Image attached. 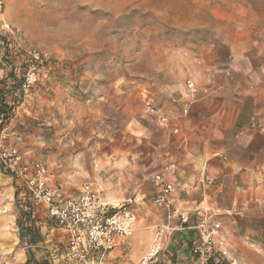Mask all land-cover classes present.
Returning <instances> with one entry per match:
<instances>
[{"label": "crops", "instance_id": "obj_1", "mask_svg": "<svg viewBox=\"0 0 264 264\" xmlns=\"http://www.w3.org/2000/svg\"><path fill=\"white\" fill-rule=\"evenodd\" d=\"M262 22L261 32L246 34L247 48L231 42L189 52L184 79L178 82L156 88L111 83L113 96L88 100L87 111L71 120L69 130L61 129L62 136L72 137V174L93 176L106 203L135 208L124 259L139 263L150 235L160 228L165 230L164 259L194 264L189 245L196 233L181 227L178 219L169 221L168 212L154 204L163 184L173 186V206L190 214L191 224L198 209L218 214L229 227L245 221L251 232H261L264 247V18ZM189 80L198 87L190 105ZM144 104L159 108L169 122L144 111ZM110 111L117 117L111 118ZM64 165L60 161V179ZM48 181L51 185L50 173ZM69 197L63 190V199ZM30 210L34 221L22 230L17 215L2 218L0 255L10 256L9 264H55L58 257L51 252L58 242L43 240L47 226L35 221L37 210ZM227 236L230 245L234 239ZM240 240L247 238L240 234Z\"/></svg>", "mask_w": 264, "mask_h": 264}, {"label": "rangeland", "instance_id": "obj_2", "mask_svg": "<svg viewBox=\"0 0 264 264\" xmlns=\"http://www.w3.org/2000/svg\"><path fill=\"white\" fill-rule=\"evenodd\" d=\"M1 1L0 92L5 93L4 99L9 103L12 100L10 67L4 59L2 38L15 49L46 56L52 68L39 66L40 82L30 92L22 91L5 125L1 126L0 120V225L3 217L17 215V226L21 227L18 221L28 205L26 210L38 211L35 221L47 226L43 240L58 242L51 252L58 257L55 264H134L132 259L123 258L129 255L126 239L132 227L113 250L89 254L82 249L71 250L68 233L50 220L41 202L26 197L21 207L17 196V185L21 183L7 170L2 158L5 155L10 160L16 152L24 163L45 164L51 185H62L69 198L80 195L86 185L97 190L93 176L85 172L72 174L71 160L76 155L70 148L72 137L62 136L61 129L69 130L71 120L87 111L88 100L113 96V82L124 80L146 88L165 86L184 79L183 60L189 52L231 42L247 48L246 34L259 33L263 28L264 0ZM32 65L38 66L32 62L28 67ZM77 101L84 105L78 107ZM143 110L148 112L145 104ZM110 114L111 118L117 117L112 111ZM60 161L65 162L63 179L57 174ZM25 194L19 198L24 199ZM128 207L136 218L135 208L132 204ZM222 223L226 236L231 233L234 239L231 250L240 264H264L261 232H251L245 221L230 227ZM258 228L260 231L261 225ZM240 234L247 241L242 242ZM151 239L150 235L146 253ZM4 255H0V264H9L10 256Z\"/></svg>", "mask_w": 264, "mask_h": 264}, {"label": "built area", "instance_id": "obj_3", "mask_svg": "<svg viewBox=\"0 0 264 264\" xmlns=\"http://www.w3.org/2000/svg\"><path fill=\"white\" fill-rule=\"evenodd\" d=\"M4 4L0 0V17ZM22 51V50H21ZM35 62L45 63L50 60L39 52L28 53ZM39 66L32 65L23 75L22 91L30 92L41 80ZM189 92V105L198 94V87L192 80L186 83ZM150 114L160 115V121L167 124L169 118L161 110L148 106ZM188 112V111H185ZM10 160L2 158L7 170L21 183L30 195L41 202L51 219L64 229L70 238V247L74 252L89 254L93 251H110L117 247L118 240L125 238L131 231L134 214L128 204L112 206L102 200L100 194L90 185H86L80 195L63 199L62 185L53 187L49 184V171L41 162L24 163L23 158L14 152ZM8 162V163H7ZM162 184V177L155 178ZM171 184H163V191L154 200V204L168 212V220L178 219L181 227L187 226L196 233L189 245L194 264H240L232 252L219 215L205 209L195 211V223L191 224V215L182 213L173 206ZM165 230L157 228L152 235L146 255L140 264H174L163 257Z\"/></svg>", "mask_w": 264, "mask_h": 264}, {"label": "trees", "instance_id": "obj_4", "mask_svg": "<svg viewBox=\"0 0 264 264\" xmlns=\"http://www.w3.org/2000/svg\"><path fill=\"white\" fill-rule=\"evenodd\" d=\"M1 43L3 44V46L5 45L4 46V59L7 61L10 67V82L8 86H9V93L12 97V100L9 103L4 99L5 93L0 92V120L2 122L1 124L2 126V125H5V123H7L12 118L14 114V110H15V105L16 103H19L18 100H20L18 98L22 95L23 75L28 70L29 64L35 61L33 58L31 59L30 56L26 55L23 51L13 48L9 44L6 38H2ZM35 63L38 64V66H41L42 68L45 66L50 69L52 68V64L50 61L45 62L43 64L38 63V62H35ZM17 187H18L17 196H18L19 204L21 205V207H23L25 204L24 201L26 197L30 198L31 195L28 191H27L28 193L26 192L27 194H25L23 190L24 188L21 185H17ZM20 194L22 195L25 194L24 199L19 198ZM27 206H24L25 211H23V213L21 214V218L18 221L19 225L22 224V226L19 227L20 230H22V228L25 227L26 223L34 219L31 215V210H26ZM38 264H41V263H38Z\"/></svg>", "mask_w": 264, "mask_h": 264}]
</instances>
